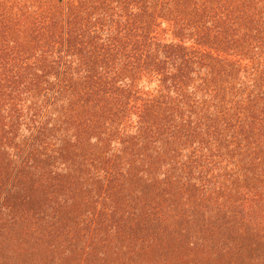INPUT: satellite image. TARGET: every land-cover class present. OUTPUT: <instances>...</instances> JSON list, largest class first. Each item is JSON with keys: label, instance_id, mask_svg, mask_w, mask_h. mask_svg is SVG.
I'll return each instance as SVG.
<instances>
[{"label": "trees", "instance_id": "obj_1", "mask_svg": "<svg viewBox=\"0 0 264 264\" xmlns=\"http://www.w3.org/2000/svg\"><path fill=\"white\" fill-rule=\"evenodd\" d=\"M12 248L264 264V0H0Z\"/></svg>", "mask_w": 264, "mask_h": 264}, {"label": "rangeland", "instance_id": "obj_2", "mask_svg": "<svg viewBox=\"0 0 264 264\" xmlns=\"http://www.w3.org/2000/svg\"><path fill=\"white\" fill-rule=\"evenodd\" d=\"M12 249L13 251L14 249L16 251L17 256L14 259H16L17 264H50V258L45 255H43V258H40L35 257L34 255H30L27 252H22V250L18 251V249L16 250V248ZM70 263H72V261H70Z\"/></svg>", "mask_w": 264, "mask_h": 264}]
</instances>
